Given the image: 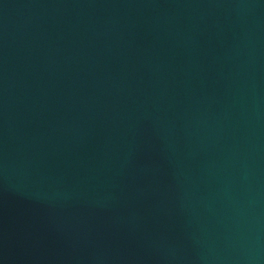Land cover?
Wrapping results in <instances>:
<instances>
[{
	"label": "water",
	"instance_id": "water-1",
	"mask_svg": "<svg viewBox=\"0 0 264 264\" xmlns=\"http://www.w3.org/2000/svg\"><path fill=\"white\" fill-rule=\"evenodd\" d=\"M0 264H264V0H0Z\"/></svg>",
	"mask_w": 264,
	"mask_h": 264
}]
</instances>
